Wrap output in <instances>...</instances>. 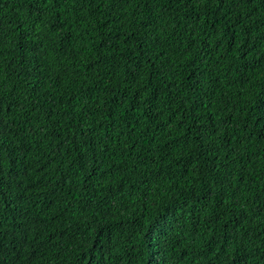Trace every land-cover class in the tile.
I'll use <instances>...</instances> for the list:
<instances>
[{"label": "trees", "instance_id": "1", "mask_svg": "<svg viewBox=\"0 0 264 264\" xmlns=\"http://www.w3.org/2000/svg\"><path fill=\"white\" fill-rule=\"evenodd\" d=\"M0 264H264V0H0Z\"/></svg>", "mask_w": 264, "mask_h": 264}]
</instances>
